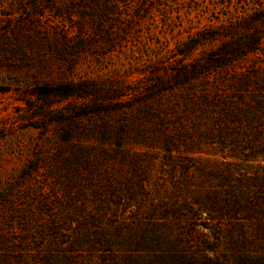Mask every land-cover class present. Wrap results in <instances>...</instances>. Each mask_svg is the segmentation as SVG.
I'll return each mask as SVG.
<instances>
[{
	"label": "trees",
	"instance_id": "trees-1",
	"mask_svg": "<svg viewBox=\"0 0 264 264\" xmlns=\"http://www.w3.org/2000/svg\"><path fill=\"white\" fill-rule=\"evenodd\" d=\"M16 1L0 18V61L39 74L49 53L89 39L115 7ZM259 45L251 35L204 58L182 55L131 87L34 78L39 102L71 105L53 114L64 137L50 167L59 214L22 221L0 264H264V79L237 69ZM84 131L93 142L80 141Z\"/></svg>",
	"mask_w": 264,
	"mask_h": 264
},
{
	"label": "rangeland",
	"instance_id": "rangeland-1",
	"mask_svg": "<svg viewBox=\"0 0 264 264\" xmlns=\"http://www.w3.org/2000/svg\"><path fill=\"white\" fill-rule=\"evenodd\" d=\"M16 2L0 0V18L13 13ZM113 2L115 7L108 8L111 14L100 31H90L89 39L80 45L72 41L61 46L62 55L48 54L49 73H35L29 66L10 70L0 61V251L3 239L14 243L20 239L27 217L59 214L54 201L59 186L50 167L57 161L64 137L53 114L71 105L52 104V100L49 106L30 95L41 77L90 81L102 90L119 78V84L131 87L143 83L151 71L172 67L182 55L190 60L204 58L222 45L254 35L259 50L240 60L237 69L264 79V22L260 21L264 0ZM193 45L190 54L186 53ZM23 49L33 54L37 46ZM94 122L83 118L80 127L86 130ZM80 138L93 142L85 131ZM41 203L48 204L46 214L40 213Z\"/></svg>",
	"mask_w": 264,
	"mask_h": 264
}]
</instances>
